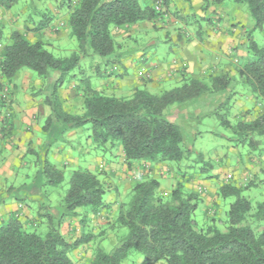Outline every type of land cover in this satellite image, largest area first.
Segmentation results:
<instances>
[{
  "label": "trees",
  "instance_id": "trees-1",
  "mask_svg": "<svg viewBox=\"0 0 264 264\" xmlns=\"http://www.w3.org/2000/svg\"><path fill=\"white\" fill-rule=\"evenodd\" d=\"M16 1L0 0V7L9 9ZM234 2L246 6L253 29L263 27L264 0ZM66 3L67 24L70 35L77 41L78 52L69 57H55L37 36L29 40L24 32L12 30L9 42L0 48V92L4 83H12L22 69L34 72L41 79L54 73L57 77L51 85V94L44 98L49 114L41 128L43 131L49 130L53 122L69 129L89 125L94 147L103 152L119 147L123 162L129 168L139 161L169 164L189 160L191 153L184 147L182 130L168 118L166 110L210 90L198 78H184L181 85L160 93L138 88L127 98L102 94L86 79L79 87L82 90L80 113L65 111L58 94L65 78L78 65L79 53L89 49L92 54L110 60L115 52L113 28L152 21L161 16L162 10H155L154 4L141 6L139 0H69ZM41 16L32 28L35 35H41L50 19L46 13ZM247 49L252 58L238 70L240 81L264 98V48L249 39ZM229 82L228 75L221 74L212 78L211 88L222 90ZM0 100H4L3 96ZM221 121L229 128L227 119ZM235 128L241 144L260 155V145L264 144V111L249 112ZM196 159L202 160V155L198 153ZM41 168L47 185L56 186L63 181L62 170L48 159H42ZM170 171L176 177L179 170L176 167L174 171L172 167ZM180 176L184 181L176 179L165 195L159 191L157 177L147 175L132 181L129 198L119 203L112 225L125 228L127 233L110 251H105L99 243L104 229L97 234L82 230L74 239L61 232L64 220L79 216V210L83 211L80 224L85 225L88 214L98 215L105 207L107 189L98 172L75 169L60 209L40 203L35 219L29 224L18 212L1 220L0 264H75L74 251L89 243L92 254L85 264H122L131 251L142 256L139 264H264V200L253 204L243 195L256 182L252 179L242 184L228 181L219 187L218 195L222 199L233 198L226 211L225 230L221 231L214 221L197 227L193 214L201 190H185L184 183L192 175L180 173ZM206 214L214 215L215 211L207 210ZM39 225L44 226L43 231H37ZM25 227L34 230L27 231Z\"/></svg>",
  "mask_w": 264,
  "mask_h": 264
},
{
  "label": "rangeland",
  "instance_id": "rangeland-1",
  "mask_svg": "<svg viewBox=\"0 0 264 264\" xmlns=\"http://www.w3.org/2000/svg\"><path fill=\"white\" fill-rule=\"evenodd\" d=\"M207 1L209 4L208 9H210V6H212L211 0ZM64 2L65 5H61V16H59L61 18L62 16H65L67 11V0H64ZM57 3L58 0H17L9 9L0 7V48L3 44L9 42V34L11 31L18 30V28H20L29 40H33L37 36V39L44 41L45 48L55 57H69L72 53L78 52L77 41L70 35V32L68 33L66 31L65 22L64 26H60L58 28H55L54 26L46 28L44 35H35V32L32 30L36 23L42 19V13H46L50 20L53 19V9ZM213 9H219L221 12L224 10L223 13L230 15V19L236 24L238 31H242H240L241 33L239 34L236 33L235 38L238 45L234 46L236 48L233 47L234 49L231 53L226 47L220 46L217 48L215 55L208 59V69L212 72L208 73L203 78L198 79L205 83L210 90H207L199 98L194 99L193 102L188 101L183 112L177 114L178 122L176 123H178L182 130L184 147L189 149L191 157L189 160H184L179 163H169V165L174 168V171L176 170V167L179 170L174 179L184 181V179H181L180 173L192 175V179L189 182H186V184L184 183L185 190H195L198 187L202 188L201 192L203 191V193L198 196L196 201L197 207L193 214L197 227L209 225L214 221L216 227L219 230L224 231L226 227V211L229 208V204L233 201V198L222 199L218 195L219 187L222 185V181L225 180L223 177L226 173L225 171L223 172V170H219L220 167L223 168L225 164L229 166H235V163H238V165L248 164L245 168V170H248V173L240 178L242 183L249 181L251 178L250 176L252 175L251 171L256 170V172H258L261 170V180L257 181L255 186L244 190L243 195L249 198L253 204L264 200V169H261L262 167L264 168V148H262L264 147V144L260 147L262 148L260 155H251L253 151L249 149L248 145L241 144L235 128L236 124L241 119L240 116L237 117L238 114L245 117L246 115L248 116L249 112L252 114L264 111V98L252 92L247 84L240 81L238 75V70L242 67V65L248 59L252 58V54L247 49L249 39L254 40L259 47L264 48V25L261 29H253V21L246 6L244 4H237L234 0H220L218 3L214 4ZM219 10L216 12L217 17L222 14L218 12ZM13 15H16L17 20ZM210 17L211 14L206 11H204L203 16H200L193 9L188 14H182L181 20L188 24V30L190 32L195 33L197 28L199 26H204L206 20ZM60 21H62V19H60ZM203 34L204 31L203 33H199L200 39ZM150 37H153L154 39L156 38L157 41L155 40L154 45L147 46L146 43ZM163 39L164 35L160 31H144L136 33L133 39L130 42H127L122 48H115V51L118 50L125 54L128 53V49L129 51L132 50V53L136 50L145 49L144 51L145 54H147L148 59L144 62L139 61L136 64L127 67L126 75H128V78L136 77L139 81L143 80L145 78L144 76H147V74L143 69H139L147 67V64L151 61L150 58H152V55H155L158 59L163 60L164 62H170L174 58H177L175 44L170 42V40L161 42ZM232 46L233 45L229 47ZM79 54L80 58L78 65L68 74L62 86L58 89L59 96L61 88L62 93L64 94H67L70 91L76 92L75 99L68 100L70 103L69 105H71L74 110H78L80 108L82 90L79 87L81 86L83 80L87 79L93 87L96 89H102V82H104V80L110 76L113 78H119V72H121L115 65V62L111 63V60L109 61L112 66L110 63L105 64L107 58L92 54L89 49L86 50L84 54ZM215 67H217L218 70L215 69ZM224 67L225 69L227 67L229 72L224 70ZM139 71H142V74H138ZM107 72L112 73L107 75ZM224 72L227 73L230 79L228 86L222 90H213L211 88L212 78L219 76ZM56 77L57 76L54 73H50L48 77L41 79L34 72L27 69L20 70L14 81L18 85L16 89L18 90L17 98L21 99L25 94L29 95L30 93H33L34 96L38 95L39 98L44 99L46 96L51 94V85ZM10 84L11 83H4L2 91L3 94L1 95L4 98L3 102L8 104L11 100V96H8ZM179 85H181V82L166 80L161 84L160 90L150 89L149 92L160 93L163 89L168 90L171 89V87H177ZM38 87H40V90H38ZM127 90L128 86H123L120 92H114V96L124 98L130 97L126 94ZM101 93L109 95L107 92L101 91ZM67 104L68 103H65V105ZM188 104H190L189 107ZM178 105L179 104H173L169 106L166 112ZM72 113L77 112L74 111ZM222 118L229 121V128L224 126L221 121ZM45 119L46 116L41 122H39V127L43 126ZM61 128H63V124L57 123L53 124V126L51 125L49 130H52L48 132L50 146L47 147H51V149H53L54 147L60 145L59 139L61 137L60 132H62ZM38 132H34L37 137H44L43 134H39L41 132ZM89 135V125H86L80 129V132L76 138H74L72 142L74 147L69 150L71 157L76 159L74 165L60 167L59 164L55 163L56 166L58 168L60 167L59 169L63 172V181L56 186L47 185L45 183V178L41 173L43 151L41 152V150L39 151L36 149L35 154L26 155L22 159V165L8 166L7 170L12 171V175H5L3 167L6 166L5 161L10 156V150L4 149L0 146V194L9 190L7 196L1 195L0 199L6 203H14L16 200L24 199L21 194L23 191L22 185L34 184L43 194H45V197H43L44 200H41L39 203H35L33 206L37 208V205L40 203H48L51 207L60 209L62 199L68 187V180L72 171L75 169H84L88 165V162H95L97 158L104 157V159H109L107 169H109V164L111 165L112 163L114 164L115 169L117 168L118 172H121L120 168L124 162L121 161L117 154V151L120 148L116 147L111 151L103 152L101 149L94 147ZM64 147L66 150L69 149L67 144L66 146L64 145ZM198 153L202 155V160L196 159ZM25 161H27L28 165L31 166L24 165ZM258 167H260V169ZM144 169L141 168L137 172L132 171L130 173L131 179L127 174L125 177H122L119 173L116 178L115 176H110L107 171H103V173L100 171L98 172V178L103 182L107 190L111 187L110 191L114 192L116 195L115 201L110 203V206L112 204H116V202L120 199L124 202L129 198V193L123 197L125 191H123V187L118 186L119 191L116 189V184H118L117 182L122 181L128 183V181L131 182L135 179H140V177H145L147 176L146 173H148L149 170L146 172ZM224 169L226 168L224 167ZM169 172L170 170L168 173ZM235 178H232L233 182H237L238 179ZM175 182L172 184H175ZM211 188H213L212 192ZM168 189H170V185H166L163 180H160L159 191L165 195L168 192ZM107 190L104 194V201L107 198ZM206 195H210V205H208L206 201ZM213 196L215 197L213 198ZM211 209L215 211V214H206L207 210ZM115 212L116 211L113 213L111 212L107 216L101 214L97 217H92L94 218L92 222L87 221V223L91 224L92 228H94V232L98 233L100 232L101 227H105V233L102 238L106 240L101 244L105 251H110L127 233L125 228H116L112 226L113 219L116 215ZM211 217H213L214 220H211ZM3 219H6V216ZM25 228L27 231L34 230L33 227ZM36 229L37 231H43L44 226L39 225V228ZM70 256L72 258V254H70ZM141 259L142 256L139 253L131 251L123 260L122 264H139Z\"/></svg>",
  "mask_w": 264,
  "mask_h": 264
},
{
  "label": "crops",
  "instance_id": "crops-1",
  "mask_svg": "<svg viewBox=\"0 0 264 264\" xmlns=\"http://www.w3.org/2000/svg\"><path fill=\"white\" fill-rule=\"evenodd\" d=\"M60 1V3H59ZM69 1V0H67ZM72 2V0H70ZM156 1V0H155ZM220 0H211L212 6H210V9H208L209 4L207 0H163V6H162V14L160 17L152 20V21H141L137 22L135 24H131L128 26H124L121 28H113L112 33L114 35V42H115V48L120 49L122 48L127 42H130L136 33H141L144 31L147 32H153V31H160L164 35V39L161 40V42H166L170 40L173 44H175L176 48V54L177 58H174L170 62H164L163 60L158 59L155 55H152L151 61L147 64V67L140 68L139 70L143 69L147 76H144L145 78L141 81H139L136 77L128 78V75H126V68L136 64L137 62L141 61L144 62L146 59H148L147 54H145V49L136 50L135 52H131L128 49V53H121V51H115L114 54L110 57L111 63L115 62V65L120 69L121 72H119V78H113L108 77L106 80H104L102 89H94L102 92H107L109 95L114 96V92L118 91L120 92L121 88L123 86H128V90L126 91V94L131 96L135 89H146L149 91L150 89H156L160 90L161 84L168 80H174L182 83V80L187 77H195V78H203L208 73L212 72L208 69V59L212 58L213 55H215V52L217 48L220 46H224L228 49V51L231 53L232 50L237 46L236 43V33H241L238 28L236 27V24L230 19V15L224 14L219 9H213L214 4L218 3ZM139 3L141 6L146 5H153L154 0H139ZM61 5H65L64 0H58V3L54 7L53 11V21L49 19L47 28H50L54 26L55 28H58L60 26H64L65 22V29L69 33V27L67 24V3H66V14L62 18L61 16ZM2 8V7H1ZM195 10L196 13H198L200 16L204 15V11L211 14V17L206 20V23L204 26H199L195 33H192L188 30V24L184 23L183 20H181L182 14H188L192 10ZM217 10L218 12L222 13L219 17H217ZM45 11V10H44ZM14 18H16V15H13ZM222 16V17H221ZM223 18V20H222ZM62 19V21H60ZM17 20V18H16ZM1 21V20H0ZM4 23V21H3ZM6 23V20H5ZM28 24V21H27ZM11 25V24H8ZM237 28V29H236ZM19 31L20 28H18ZM46 29L41 30L40 34L44 35ZM201 39L199 37V33H203ZM43 38V37H42ZM156 38L150 37L148 39V42L146 45L152 46L154 45ZM157 41V40H156ZM233 45L232 47H229ZM234 47V48H233ZM150 57V55H149ZM110 60L105 61V64H109ZM218 62V61H217ZM110 63V64H111ZM112 66V64H111ZM106 68V67H105ZM147 68V69H146ZM215 69L218 70L217 67ZM214 70V69H213ZM224 70L228 71L229 69ZM229 72V71H228ZM112 73V72H110ZM109 72H107V75H110ZM227 74V73H223ZM16 79V76L14 77L12 83L9 87V94L8 96H11V100L8 103H4L3 100H0V146L4 149L10 150V156L5 161L6 166L3 167V171H5V175H12V171L7 170L8 166L13 165H22V159L26 155H30L28 151L35 152L37 150H41L42 153V159L46 158L49 161L51 160L55 163L59 164L60 167H65L66 165H74L76 162V159H73L70 154V149L74 146L72 145V142L74 138L78 135L81 128H73L69 129L66 125H63L62 132H60V145L54 147L51 149L50 141L48 140V132H50L52 129L43 131L41 127H39V122L42 121V119L49 114V108L45 105L44 99H41L37 96H34L33 93L29 95H24L23 98L18 99L17 98V84L14 82ZM205 84V83H204ZM24 87V86H23ZM174 88V87H171ZM38 90H40V87H38ZM164 90V89H163ZM41 92V91H40ZM2 91L0 92V98L2 97ZM39 94V93H38ZM47 95V94H46ZM38 97V98H36ZM60 99L62 101V105L65 111L67 112H82V105L80 102V108L78 110L72 109L71 105H69L68 100H74L76 97L75 91H70L69 93H62V88L60 89ZM82 100V96L80 98V101ZM190 102H193L190 101ZM65 103H68L65 105ZM188 102L179 104L177 107L171 108L167 111L168 118L173 121L174 123L178 122L177 118L180 112H183L185 105ZM72 104V103H71ZM190 104H188L189 107ZM251 113V112H250ZM243 114V113H242ZM240 116V118L243 120L245 117L238 114L237 117ZM240 119V120H241ZM53 124H57V122H53ZM178 124V123H177ZM51 128V127H50ZM35 131H39L43 134L44 137L36 136ZM45 138V139H44ZM68 145L69 149H65L64 145ZM261 147V145H260ZM263 148V147H262ZM261 149V148H260ZM50 153V156H49ZM118 157H120L121 161L123 162V155L121 152V149L117 151ZM254 154L251 153V155ZM21 159H20V158ZM50 157V158H49ZM109 159H104V157L97 158L96 161L88 162V165L84 169H88L94 172H102L107 171L109 172L110 176H115L117 178V175H122V177H125L127 174L129 178L131 179L130 173L137 172L141 168L145 169L146 175L157 177L159 180H163L166 185H171L173 182H175L176 179H174V173L173 171H170L168 173V169L172 168L169 164L166 163H155V164H149L147 162H133L132 165L127 167L124 163L122 164V167L120 168L121 172H118L117 168L115 169L114 164H109V169H107ZM50 161V162H51ZM51 162V163H52ZM24 165H28V162L25 161ZM36 165V164H35ZM241 165V166H240ZM238 163H235V166H229L224 165L226 169L219 168V170L225 171V176L223 177L225 180L223 182L232 181V178L238 179L237 184L242 183L240 180L243 175L245 176L248 173V170H245L248 164L242 165ZM79 166V165H78ZM59 167V168H60ZM113 167V168H112ZM5 168V169H4ZM260 169V167H258ZM255 169V168H254ZM261 169H264L263 167ZM251 171V178L255 182L261 180V170L256 172ZM145 174V173H144ZM260 177V178H259ZM222 180V177H221ZM132 182V181H131ZM131 182H122L118 181L116 184V189L119 187H123L124 196L128 194L130 190ZM105 186V185H104ZM111 188V187H110ZM110 188L107 190V198L104 201L105 207L99 212L98 215H108L109 213H113L117 210V207L121 201L118 200L116 204H112L110 206V203H113L115 201V194L114 192L110 191ZM165 188V187H164ZM107 189V188H106ZM194 189V188H193ZM6 190V189H5ZM22 197L25 199H19L16 200L14 203H6L2 199H0L1 207H0V220H2L5 216L12 212H18L21 219L26 224H29L31 221L35 219L36 214V207L33 206L35 203H39L41 200H44L43 197H45V194L41 192V190L38 189V187L34 184L32 185H22ZM197 190H202V188ZM213 188H211L212 192ZM110 191V192H109ZM119 191V189H118ZM9 190H6L5 192H2L0 194L7 196V193ZM203 191L199 194L202 195ZM118 194V192H117ZM210 195H206L207 197V203L208 205ZM114 197V199H113ZM215 196H213L214 198ZM117 201V199H116ZM32 204V206H31ZM53 204V203H52ZM111 207V209H110ZM112 210V211H111ZM79 216L77 217H70L64 220L61 226V232L65 235H68L69 237H72L71 239H74L75 237L79 236L80 232L83 231H90L92 230L94 232V228H92V225L84 222L85 225L80 224L81 220V212L82 210H79ZM97 214H88L87 221L92 222L94 218L97 217ZM96 220V218H95ZM86 221V220H85ZM105 227H101V230ZM100 230V231H101ZM97 234V232H94ZM99 233V232H98ZM103 237V235H102ZM100 238L99 243L102 244L106 239ZM76 252V253H75ZM92 254V244L89 243L88 245H84L83 248H80L77 251H74L73 260L75 264H85L87 258H90Z\"/></svg>",
  "mask_w": 264,
  "mask_h": 264
},
{
  "label": "built area",
  "instance_id": "built-area-1",
  "mask_svg": "<svg viewBox=\"0 0 264 264\" xmlns=\"http://www.w3.org/2000/svg\"><path fill=\"white\" fill-rule=\"evenodd\" d=\"M154 8L157 11H160L162 9V0H156L154 3ZM138 74H142V71H139Z\"/></svg>",
  "mask_w": 264,
  "mask_h": 264
}]
</instances>
